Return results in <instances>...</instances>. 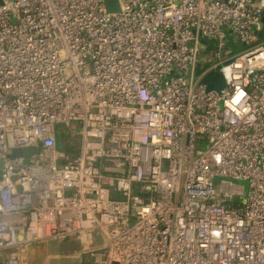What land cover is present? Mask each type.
I'll use <instances>...</instances> for the list:
<instances>
[{
	"label": "built area",
	"instance_id": "obj_1",
	"mask_svg": "<svg viewBox=\"0 0 264 264\" xmlns=\"http://www.w3.org/2000/svg\"><path fill=\"white\" fill-rule=\"evenodd\" d=\"M119 3L0 0V258L76 240L92 264H264V0Z\"/></svg>",
	"mask_w": 264,
	"mask_h": 264
},
{
	"label": "rangeland",
	"instance_id": "obj_2",
	"mask_svg": "<svg viewBox=\"0 0 264 264\" xmlns=\"http://www.w3.org/2000/svg\"><path fill=\"white\" fill-rule=\"evenodd\" d=\"M260 37L264 38V28L259 32ZM202 42L210 47V53L203 55L201 60L202 65L197 66V74H201L204 66L206 65L208 58L212 57V54L216 47V42L207 38H203ZM240 45V44H234ZM244 46H239V50H243ZM237 185L245 187V193L248 194L249 191V182L247 180H233ZM95 244L92 247H101L104 243V236L100 231L95 233ZM68 244H71L68 241ZM83 249V246L80 245ZM71 246L67 245V243H61L58 241H43V242H34L27 246V264H76L78 262V258L75 255V252L71 251ZM89 255V254H88ZM2 257L3 259H7L8 252H6Z\"/></svg>",
	"mask_w": 264,
	"mask_h": 264
},
{
	"label": "water",
	"instance_id": "obj_3",
	"mask_svg": "<svg viewBox=\"0 0 264 264\" xmlns=\"http://www.w3.org/2000/svg\"><path fill=\"white\" fill-rule=\"evenodd\" d=\"M107 9L110 12H119L121 10L119 0H107ZM201 83L206 84L208 90L220 91L221 89H223L226 86V81L223 73L220 71V66L216 69L207 72L201 78ZM56 143H57V147L59 148L57 138H56ZM39 150H40L39 147L18 148L14 150L13 154L15 156L26 155ZM1 168H2V162L0 161V169ZM20 238H22V236H20ZM0 264H6L5 260L0 258Z\"/></svg>",
	"mask_w": 264,
	"mask_h": 264
},
{
	"label": "trees",
	"instance_id": "obj_4",
	"mask_svg": "<svg viewBox=\"0 0 264 264\" xmlns=\"http://www.w3.org/2000/svg\"><path fill=\"white\" fill-rule=\"evenodd\" d=\"M239 46L244 45H235L237 49ZM57 142L60 149L75 154L78 151L80 136L72 126L61 124L57 129ZM90 260L92 262V259Z\"/></svg>",
	"mask_w": 264,
	"mask_h": 264
},
{
	"label": "crops",
	"instance_id": "obj_5",
	"mask_svg": "<svg viewBox=\"0 0 264 264\" xmlns=\"http://www.w3.org/2000/svg\"><path fill=\"white\" fill-rule=\"evenodd\" d=\"M263 28H264V15H263ZM259 41L264 43V38L260 37V34H259ZM68 241H70L71 244H68L69 243ZM61 243H67V245L71 246L72 248L71 251L75 252L76 257L78 258V262H76V264H92V262H90L91 261L90 255H88L89 253H87L84 248L83 249L81 248L80 246L81 244L78 241L67 240V241H62ZM27 259L28 257L26 258L24 264H27Z\"/></svg>",
	"mask_w": 264,
	"mask_h": 264
}]
</instances>
